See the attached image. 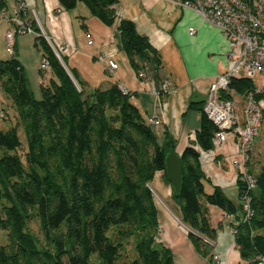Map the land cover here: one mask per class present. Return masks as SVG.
<instances>
[{
    "label": "trees",
    "instance_id": "1",
    "mask_svg": "<svg viewBox=\"0 0 264 264\" xmlns=\"http://www.w3.org/2000/svg\"><path fill=\"white\" fill-rule=\"evenodd\" d=\"M57 1L66 11L82 3L105 26L116 24L120 47L137 74L149 54L160 66L148 39L132 21L116 16L117 0ZM6 7L0 0V12ZM35 33L34 46L48 59L52 75L40 83L39 99L17 57L0 59V92L13 117L9 128L0 129V231L5 232L0 264H173L171 251L156 241L159 224L149 184L155 172L165 174L164 157L174 140L165 130L158 138L118 85L87 90L70 70L77 88L45 38ZM39 74L43 77L40 69ZM231 92L255 94L251 80L236 77L219 96L231 100ZM188 108L199 113L198 129L180 154L182 185L178 195L172 193L181 222L200 236L188 232L187 237L207 264H215L208 243L221 228V222L210 224L208 207H215L233 218L239 258L264 264V166L257 172L246 167L253 188L246 191L238 175L237 200L228 198L210 184L200 161V151L213 149L217 127L200 103ZM32 220L41 238L31 231Z\"/></svg>",
    "mask_w": 264,
    "mask_h": 264
},
{
    "label": "crops",
    "instance_id": "2",
    "mask_svg": "<svg viewBox=\"0 0 264 264\" xmlns=\"http://www.w3.org/2000/svg\"><path fill=\"white\" fill-rule=\"evenodd\" d=\"M20 2L23 3L20 12H17V0H14L12 13L0 12L7 25L4 31L0 30V59H7L12 54L17 57L26 72L34 97L35 88L52 77L49 69L43 73V77L39 74L34 79L33 70L42 57L41 51L34 46L35 32H39L52 45H66V51L62 54L63 64L75 73L78 81L83 82L85 89H105L113 84L118 85L130 94V101L145 120L159 121L158 125H153L157 137H162L163 131H167L174 140L175 151L182 153L198 129L199 113L189 109V103L198 102L202 106L209 88L230 64L227 41L218 28L205 22L192 8L184 6L181 0H117L116 16L132 21L137 33L148 39L160 57V66L156 67L152 55H147L140 70L143 76L139 77L120 47L116 24L105 26L91 16L82 3L66 11L57 0ZM30 24H33L31 32L14 34L12 52L9 53L4 34L15 26ZM189 28H193V34H189ZM27 34L30 36L25 37ZM88 38L92 41L90 45L87 44ZM106 59H112L117 68L110 71ZM164 79L170 82L167 93L156 94ZM231 95L235 96L233 92ZM236 154L234 140L229 139L211 152L202 154L201 161L210 184L219 186L232 201L237 200V190L236 172L230 158ZM164 175L162 171L155 172L149 187L158 196L174 202ZM206 191H211L208 184ZM156 208L159 224L156 241L171 251L173 264H207L195 252L173 215ZM208 211L213 227L214 223L221 222L213 253L223 255L228 264H245L239 258L229 232L230 226L225 225V221H230L229 217H224L219 209L212 206L208 207Z\"/></svg>",
    "mask_w": 264,
    "mask_h": 264
},
{
    "label": "built area",
    "instance_id": "3",
    "mask_svg": "<svg viewBox=\"0 0 264 264\" xmlns=\"http://www.w3.org/2000/svg\"><path fill=\"white\" fill-rule=\"evenodd\" d=\"M17 1L18 10H22L23 3L20 0ZM182 4L192 8L205 22L218 28L227 41V57L230 64L223 74L217 76L209 88L203 104V111L217 127L212 139L213 149L223 145L229 139L234 140L237 154L230 158V162L236 170V178L240 175V178L246 183L247 191V189L253 188L254 183L251 175L246 172L245 162L257 128L264 118V0H188L182 1ZM31 31L32 29L27 25H18L9 30L5 34L8 52H12L11 40L14 34ZM188 32L193 34V28H189ZM40 35L48 41L47 37L41 33ZM47 43L50 44L55 57L78 88L70 71L63 64L62 54L66 51V45ZM87 44H92L89 38ZM106 65L110 71L117 68L112 59H106ZM39 69L43 73L50 69L48 59L44 56L40 59ZM138 76L142 77V72L138 73ZM232 77L251 80L254 93L260 97L256 98L255 94H248L245 97L232 95L231 100L220 98V91L227 90ZM169 87V80H162L156 94L167 93ZM239 100L241 105H238ZM2 117H4V113L0 110V118ZM148 123L158 125L159 121L149 119ZM205 153L208 152L200 151V161H202V154ZM247 201L245 198L241 201L243 210L246 212L244 218L250 214ZM213 259L216 261L217 258L214 256Z\"/></svg>",
    "mask_w": 264,
    "mask_h": 264
},
{
    "label": "rangeland",
    "instance_id": "4",
    "mask_svg": "<svg viewBox=\"0 0 264 264\" xmlns=\"http://www.w3.org/2000/svg\"><path fill=\"white\" fill-rule=\"evenodd\" d=\"M5 1H6V4H7V7H6L5 11L7 13H12V11L14 9V0H5ZM5 26H7L6 22H5L4 18H2L0 16V30L3 29V31H4V27ZM26 36L29 37L30 35L27 34V35H25V37ZM35 36L36 35H34V37ZM4 39H5V36H4ZM32 70H30V72ZM33 75H34V79H35L36 76H39V61L37 63L36 68L33 70ZM34 88H35V86H34ZM34 91H35V94H36L35 98L39 99L40 98L39 86L37 88H35ZM0 98H1V100H0V110L4 113V116H5L4 118H0V129H7L13 124V122H12V118H13L12 117V110L9 107L10 105H9L8 99L4 96V94L2 92H0ZM238 105H241V101L240 100L238 101ZM214 161H215V158H214ZM261 166H264V118H263L260 126L257 128L256 136L254 137V141L252 143L251 149L248 152V158H247V160L245 162V168L249 167L253 172H257L258 169ZM235 172H236V170H235ZM235 178H236V176H235ZM165 181H166V183L169 186L168 181L166 179H165ZM150 190H151L152 195H153L155 206H157L160 210H164V207L160 203V197L161 196H158L154 191H152V189H150ZM171 196H172V193H171ZM162 201L165 202V205L167 206V210L170 212V214H172L173 217H175V218H177L179 220V222H177L178 226H181L183 228L184 232H185L184 234L187 235L188 231L190 229L188 227H186L182 222H180L181 220L179 218L178 203L176 201H174L175 202L174 203L171 199L168 200L166 198H162ZM161 207L163 209H161ZM164 211H166V209ZM223 219L224 218L222 217L221 220H223ZM229 219H230L229 222L225 221V225L226 226L227 225L230 226V225H232L234 223L232 217H229ZM214 226L215 227L218 226V223H214ZM29 227H30V229H31V231L33 232L34 235H36L37 237L41 238V234H40V232L38 230L37 223L34 220H32L29 223ZM229 232L232 235L233 232H232L231 229H229ZM4 241H5V232H1L0 231V243H3ZM208 243H210L211 245L214 244V242H208ZM213 255L218 259V262H216L217 261V259H216L215 264H228L226 258H224L223 255L217 254V253H213Z\"/></svg>",
    "mask_w": 264,
    "mask_h": 264
},
{
    "label": "water",
    "instance_id": "5",
    "mask_svg": "<svg viewBox=\"0 0 264 264\" xmlns=\"http://www.w3.org/2000/svg\"><path fill=\"white\" fill-rule=\"evenodd\" d=\"M165 178L173 195H178L182 185V160L180 154L175 149L166 152L164 157ZM188 232L196 234L189 230ZM200 237V236H199Z\"/></svg>",
    "mask_w": 264,
    "mask_h": 264
},
{
    "label": "bare ground",
    "instance_id": "6",
    "mask_svg": "<svg viewBox=\"0 0 264 264\" xmlns=\"http://www.w3.org/2000/svg\"><path fill=\"white\" fill-rule=\"evenodd\" d=\"M159 198V197H158ZM160 203H161V205L164 207V210L166 209V211L168 212V213H170L168 210H167V206L165 205V202H163L162 201V198L160 197ZM161 209H163L162 207H161ZM174 219H175V222L177 223V222H179V220L177 219V218H175L174 217ZM181 222V221H180Z\"/></svg>",
    "mask_w": 264,
    "mask_h": 264
}]
</instances>
